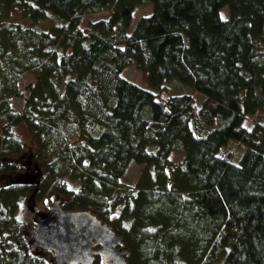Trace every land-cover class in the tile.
<instances>
[{
  "label": "trees",
  "instance_id": "1",
  "mask_svg": "<svg viewBox=\"0 0 264 264\" xmlns=\"http://www.w3.org/2000/svg\"><path fill=\"white\" fill-rule=\"evenodd\" d=\"M56 199L127 264H264V0H0V264H53L31 231Z\"/></svg>",
  "mask_w": 264,
  "mask_h": 264
},
{
  "label": "water",
  "instance_id": "2",
  "mask_svg": "<svg viewBox=\"0 0 264 264\" xmlns=\"http://www.w3.org/2000/svg\"><path fill=\"white\" fill-rule=\"evenodd\" d=\"M33 244L53 253V264H127L123 240L108 225L87 210L67 211L55 200L31 231ZM99 246V247H97Z\"/></svg>",
  "mask_w": 264,
  "mask_h": 264
},
{
  "label": "rangeland",
  "instance_id": "3",
  "mask_svg": "<svg viewBox=\"0 0 264 264\" xmlns=\"http://www.w3.org/2000/svg\"><path fill=\"white\" fill-rule=\"evenodd\" d=\"M151 12V6L148 5H139L135 8V10L132 12V16H131V21H130V27L132 28L133 25L135 24L136 20L138 19V17L140 15L143 14H149ZM220 15L224 16V7L220 9ZM108 14L107 10H101L95 13H91V14H87L83 17V23H87L88 21H94L97 20L99 18H102L104 16H106ZM123 76L129 78L130 80L134 81L135 83L141 85V86H146L145 81L143 79L142 76V72L140 70H136L134 64H131L129 66H127L123 72H122ZM19 88L21 90V94L19 96H14L11 98V109L13 111H19L23 109V95H25L27 93V85L29 83H32L34 81V75L32 72L29 71H24L21 73L20 77H19ZM183 91V89L181 88H167L165 91H159V94L161 96L167 94V93H181ZM185 91L188 93H191L193 96L195 97H199L200 95L193 91L190 88H185ZM16 135L21 139L22 144L24 145V147H28V144L30 143V133L27 130V128H25L23 125L16 128ZM181 155L180 151H173V153L171 154V162L174 163L176 161L179 160ZM143 167V164H136L134 161H129L128 166L125 169V172L122 175V181L127 182V183H133L137 180L139 173L141 171V168ZM53 201V200H52ZM52 201L48 202L46 204H48V206H50L52 204ZM45 204V205H46ZM35 211L39 212V210H45L46 206L41 205V204H37L34 205ZM19 211H17V213L19 215H21L22 219L25 220L28 218L29 212H25V210H23V208L18 209ZM31 211V210H30ZM32 212V211H31ZM30 212V219L32 218V215L34 214ZM39 218V217H38Z\"/></svg>",
  "mask_w": 264,
  "mask_h": 264
},
{
  "label": "flooded vegetation",
  "instance_id": "4",
  "mask_svg": "<svg viewBox=\"0 0 264 264\" xmlns=\"http://www.w3.org/2000/svg\"><path fill=\"white\" fill-rule=\"evenodd\" d=\"M49 207H50V206L46 207V209L43 211V213H44ZM97 247H99V246H97ZM96 256H98V255H96ZM98 258L100 259V262H101V258H100V256H98Z\"/></svg>",
  "mask_w": 264,
  "mask_h": 264
},
{
  "label": "bare ground",
  "instance_id": "5",
  "mask_svg": "<svg viewBox=\"0 0 264 264\" xmlns=\"http://www.w3.org/2000/svg\"><path fill=\"white\" fill-rule=\"evenodd\" d=\"M56 200H57V199H56ZM54 201H55V200H53V201H52V204H51L50 206H52V205H53ZM60 208H61V206H60ZM61 209H62V208H61ZM63 210H64V209H63Z\"/></svg>",
  "mask_w": 264,
  "mask_h": 264
}]
</instances>
